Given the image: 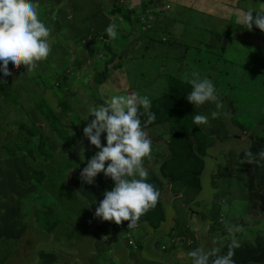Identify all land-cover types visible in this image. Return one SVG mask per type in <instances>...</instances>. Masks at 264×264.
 Listing matches in <instances>:
<instances>
[{
  "label": "rangeland",
  "instance_id": "obj_1",
  "mask_svg": "<svg viewBox=\"0 0 264 264\" xmlns=\"http://www.w3.org/2000/svg\"><path fill=\"white\" fill-rule=\"evenodd\" d=\"M32 2L39 19L50 30V54L46 60L37 62L31 72H27L25 65L15 68L11 63L8 67L12 75L5 77L0 71V84L9 86L11 101L16 106L13 119L25 125L24 131H32L39 138L46 137L53 153L60 149L57 134L67 136L71 132L73 140L84 135L87 121L94 118L89 115L90 110L99 106V92H106L108 98L116 93L104 71L109 59L92 57V63L87 62L89 55L86 54L84 40L105 34V29L115 24V39L128 37L123 40L122 48L139 38L133 51L129 48L122 52L125 67L114 74L115 82L119 86L121 80L125 85L129 83L151 98L156 120L159 118L152 129L162 132L169 143L174 141L175 132L188 134L193 143L197 139L207 142L208 161L198 180L201 188L198 192L194 191L186 180H179L177 184L199 194L195 205L197 208L201 206L203 213L206 212L207 221L214 220V217H225L229 222L237 220L240 224L238 237L236 233L230 235V228L224 231L223 225L217 235L218 240L209 238L212 244L203 236L205 251L219 249V254H224L223 247L230 237L234 241L247 236L263 237L264 206L259 203L255 208L254 204L256 198L264 193L257 185L264 181V160L257 152L250 162L251 175L255 177L256 184L251 191L245 159L249 161L250 150L247 149L250 142L264 139V72L254 79L249 78L247 65L251 60L249 46L245 42L262 47L255 37L260 31L254 28L247 30L239 22V9L256 7L262 1L135 0L134 3L140 6H136L133 17L126 14L110 15V8L119 0ZM146 9L154 11L156 15L153 12L145 13ZM154 18L156 22L152 28L149 21ZM170 27L176 28L178 32L170 31L173 35L169 32ZM145 28L154 29L153 36L156 39L149 49L144 44L146 37L142 29ZM163 36L178 43L173 46L161 45L159 40ZM228 39L231 40L226 44L225 51L218 49ZM111 45L116 44L111 42ZM105 46V43L97 40V49ZM194 61H197V66ZM170 63L173 68L168 70L165 66ZM98 71H103L100 81L95 77ZM194 72L216 82L219 94L229 101L219 109L215 103L208 105L205 115L210 123L200 127L192 123L191 115L185 114L177 122L169 118L164 110V104L173 101V96L168 97L170 79H173L174 84H179L181 80L188 82L194 78ZM66 77L70 82L68 85L65 84ZM74 82L81 87L73 85ZM42 108L51 109L55 119L47 121ZM224 108L230 112V131L226 130L222 120ZM212 112H218L219 115L213 119ZM76 126L81 129L70 128ZM196 128L198 131L194 132ZM105 136L102 134L101 137L105 139ZM19 149H10L17 152L12 156L17 158L16 167L8 168L0 164V264H176L170 256L172 246H181L187 251L178 263L185 264L189 261L190 252L201 249L199 239L187 233V229L202 233L200 226L191 224L189 220L191 209L188 208L193 205V200L182 198L181 194L171 193V201L159 196L158 202L163 208L175 215L176 225L169 229L172 235L164 237L156 234L143 221L130 232L135 242V246H131L130 238L120 229L121 224L103 221L95 216L105 191L114 186L110 177L99 173L94 180L95 186L88 190L86 185H81L82 170H70L65 180L57 173L46 174L39 163L30 161L21 177V160H29L30 153L29 148H23L22 153ZM70 149L67 145L60 153L63 165L67 159L62 156L68 155ZM73 149L77 150V147ZM242 152L244 157H241ZM2 157L3 152H0V159ZM86 158L85 153L81 157L82 162ZM258 161L261 163L258 164ZM105 163L107 166L110 162ZM148 163L143 161L149 181L152 172ZM256 165L261 167L256 169ZM68 179L75 180L72 188ZM160 182L165 184L166 180L157 178L153 185L158 186ZM172 185V182H168L165 188L169 189ZM70 189H73V193L69 192ZM165 198L169 199V196L165 195ZM221 199L222 204L215 209L213 204H219ZM36 227L42 229L40 234L36 232ZM153 238L156 243V250L151 251L154 260L137 259L134 254L145 252L148 249L147 239ZM187 241L190 242L189 246ZM165 256L168 257L167 261L162 260Z\"/></svg>",
  "mask_w": 264,
  "mask_h": 264
},
{
  "label": "clouds",
  "instance_id": "obj_2",
  "mask_svg": "<svg viewBox=\"0 0 264 264\" xmlns=\"http://www.w3.org/2000/svg\"><path fill=\"white\" fill-rule=\"evenodd\" d=\"M241 23L249 30L264 31V15L254 16L251 9L243 15ZM106 33L110 39H115L116 25H109ZM49 35L50 30L39 19L32 0H0V71L3 76L12 75L9 63L15 68L25 65L27 72H31L37 62L46 60L51 51ZM261 49L264 60V47ZM253 67L256 75L264 72V66ZM198 75L192 73L195 78L189 81L192 91L187 100L196 108L214 102L219 109L221 104L213 83L208 79L200 80ZM150 108L151 101L147 96L139 97L133 93L112 96L105 105L93 107L89 112L94 118L84 127L83 134L99 151L88 160L80 175L82 181L92 184L103 172L114 182L95 211V216L103 221H114L118 225L129 221L127 226L133 228L140 217L157 204L159 192L147 182L148 173L143 167V160L151 155L152 148L150 138L142 129L140 116L147 115L146 125L153 123L156 116ZM218 115V112L211 113L213 119ZM209 123L205 115L196 113L193 116V124L197 126ZM102 134H106V145H102ZM248 156L251 162L252 154L249 152ZM259 156L264 159V151ZM106 161L110 162L107 166ZM121 228H124L122 224ZM247 241L246 245H255L254 238ZM230 243L232 246L227 253L224 249V254H219V249L204 251L198 248L190 252L192 264H234L232 249L239 245L234 240Z\"/></svg>",
  "mask_w": 264,
  "mask_h": 264
},
{
  "label": "trees",
  "instance_id": "obj_3",
  "mask_svg": "<svg viewBox=\"0 0 264 264\" xmlns=\"http://www.w3.org/2000/svg\"><path fill=\"white\" fill-rule=\"evenodd\" d=\"M108 6V4H107ZM109 7V6H108ZM124 9L126 12L124 13ZM110 15L115 17L119 16L120 14H126L127 16H132L135 12V9H130V6L124 8L120 6L113 5L111 8ZM155 14V13H154ZM156 15V14H155ZM154 20V19H153ZM150 20V21H153ZM125 32V31H124ZM104 39H108V35L105 34L103 36ZM153 39L156 41L155 37L153 36ZM159 43L161 45H168L171 46V38L167 36H163ZM173 43V42H172ZM223 44V42H222ZM220 48L224 51L225 47L223 45L220 46ZM249 59L251 60V63L247 65V68L251 71L248 73L249 78L254 79L258 75H256V72L254 71L255 65L258 66H264V60L262 58V49H257L255 47H250L249 49ZM263 71H260L258 74H262ZM98 81H100V78H96ZM171 82V90L170 94L168 95L169 98H172L173 101H169L166 104H164V110L165 113H167L168 117L171 119L176 120L179 122V120L182 118L180 115L179 107L182 108H189L188 104L191 105L187 100V92L188 88L186 89H178L176 85L174 84L173 79H170ZM65 84H70L69 79L66 77ZM73 84V83H72ZM74 85V84H73ZM177 105H176V104ZM64 105H67L64 103ZM43 109V108H42ZM44 110V109H43ZM16 111V106L11 101V95L9 94V86L4 84H0V152H3L2 159H9L12 158L13 155H16V151H12L10 149L12 148H21L19 149V152L22 153L23 148H29L30 153V159H23L24 164L26 165L29 161L33 163H39L44 172L48 175H53L55 173L60 174L62 179H67V174L70 172V170H80L85 165V163L97 152L99 149H97L94 145H91L90 141L85 136L79 137L77 140H73L71 137V132L67 136H62L57 134V140L60 143V149L57 153H53L51 148L49 147L48 140L46 137L42 136L41 138L34 136V133L32 131H24L25 125L21 123L20 120L13 119V116ZM150 111L155 113L153 111V104H151ZM47 121L55 119V116L53 115V111L49 108L47 110H44ZM140 112H143V108H140ZM155 116L157 117L156 113ZM9 117H12L10 121L6 122ZM141 126L150 127L152 125H156L159 121V118L151 123V124H145V121L147 120V115H141ZM72 130L76 129L79 130L78 126L76 127H70ZM180 129H183L182 126H180ZM198 131V128L194 130V132ZM190 136L184 132H175L174 134V141L170 142V157L165 160L160 167V170L157 171L154 176L151 178V184L153 185V182L157 178H161L166 180L167 184L168 182H177L179 180H186V182L189 184V186H192L193 184H196L199 188L201 186L198 184L199 178L202 177V174L205 170V163L208 161V157L206 155L207 151V142L203 141L202 139H197L193 142H190ZM178 138V139H176ZM89 141L86 142L85 141ZM103 139L101 138V142L103 143ZM69 146L70 152L66 156H62L67 159V163L65 165L62 164V161L60 159V153L62 149L65 146ZM77 147V150H74L73 148ZM81 148L84 149V152L81 153ZM250 153L252 154V159L256 156V153H260L264 151V139L258 138L255 141L250 142L249 149ZM86 153L87 158L84 162H82L81 157ZM257 153V154H258ZM244 157L245 155L241 154V157ZM81 159V161H80ZM250 159V158H249ZM264 160V159H262ZM245 163L248 169V173L250 174L249 180H248V187L251 191L254 190L256 184H255V177L251 175V164L248 161V158L245 159ZM258 164L261 163V161L257 162ZM258 169L261 167L260 165H256ZM149 183V181L147 180ZM162 184L161 182L158 183ZM163 185V184H162ZM258 187L261 188V190L264 191V181H261L259 184H257ZM154 186V185H153ZM154 188L159 192V196L162 199L163 193L161 189L158 186H154ZM112 187H110L108 190H111ZM73 189H70V193H73ZM259 203H262L264 206V193L260 194L256 200L254 207L257 208ZM162 206L160 204V201H157V204L154 208L149 209L144 215H142L137 222L136 226L133 228H129L127 225L129 221H123L121 224L123 225L124 229L129 232L137 228L141 223L144 221L149 222L152 227L154 228V232L156 234H161V236L167 237L171 236L173 232H169L167 229L166 223H167V214L166 211L163 209V211H159L154 213L151 217L150 215L152 212L158 207ZM150 217V218H149ZM149 218V220H145ZM93 219H96L93 217ZM263 227H264V221H263ZM36 232L40 234L42 232V229L39 227H36ZM262 232V231H261ZM108 235V234H107ZM119 237L121 236L118 234ZM263 237L258 236L254 238L255 245H246L245 248L238 246L234 247L232 250L234 251V256L232 257L234 264H264V233L262 234ZM160 238V237H159ZM123 239V238H122ZM118 240V238H116ZM160 241H162L160 239ZM147 244L148 249L143 252L144 257L146 260H154V257L151 255L152 250H156V243L155 241H150ZM232 246V243H230L226 248V253L229 251L230 247ZM172 253L170 256H172L176 263H179L180 258L182 257L181 246H172L171 247ZM166 257V256H165ZM191 258V257H190ZM185 264H192V258Z\"/></svg>",
  "mask_w": 264,
  "mask_h": 264
},
{
  "label": "crops",
  "instance_id": "obj_4",
  "mask_svg": "<svg viewBox=\"0 0 264 264\" xmlns=\"http://www.w3.org/2000/svg\"><path fill=\"white\" fill-rule=\"evenodd\" d=\"M129 1L128 0H119V2L117 4H115V6H122V5H124L125 6L124 8L130 6V9H135L136 6L137 7L140 6V5H137L136 3H134L135 0H129ZM261 1L262 2L258 3L256 5V7H249L247 10L239 9V11L241 12L239 22L241 23V20H242L243 15L249 9H251L253 11V15L254 16L255 15H264V0H261ZM198 4H200V3H198ZM167 8L170 9V6L168 5ZM146 12H149V13H152L153 12L154 13V11H152L150 9H146L145 10V13ZM143 17L146 18L145 17V14L143 15ZM155 20H156V18H154L153 21H149L151 23V27L152 28H154V24L156 22ZM241 25L245 29H247L242 23H241ZM142 30H143V32L145 34L144 37H146V40L144 41V44H147L146 46H148V49H149L150 44L156 42L153 39L154 29L152 31H151V29H146V28L145 29H142ZM172 30H174V32H176V33L178 32V30L176 28L170 27L169 28V32L172 31ZM170 33H172V32H170ZM105 34H107L106 33V29H105ZM105 34H101V35L97 36V38L92 37L90 39H85L84 40V44L86 46V54L89 55V57L86 58L87 59V62L88 61H91V63H92V57H97V58H100V59H106V58L109 59V63L106 64V69L104 71L107 72V77L110 79V82L112 84V87H113V89L116 92L112 96H115V95H129V94H133L134 93V94H136L139 97L147 96L150 99V101H151V98L148 95L142 94L140 90H138L135 87L131 86V84L128 83V85H125L124 81L121 80V83H120L121 86H119L115 82V79H114V76H115L114 74L117 73L118 70H121V69H123L125 67L124 64L122 63V61H123L122 52L123 51H126V50H129V48L133 51L134 48H135L136 41L139 38H137L134 42L133 41L128 42L129 43V46H127L126 48H122L123 40L128 39L127 36H120L119 39L112 40L110 38L104 39L103 36ZM255 37L258 39L259 44L263 48L264 47V31L263 32H259V34L256 35ZM97 40L102 41L103 43L106 44V46L104 48H102V49H97V47H96ZM229 40H231V39H228L227 41H224L222 45L225 47ZM111 42H114L116 45L115 46H112L111 45ZM176 43H178L176 40H174L173 43H172V40H171L170 45L173 46ZM245 43L249 46V49H250V47H255L257 49H260V47H258L256 45H251L249 42H245ZM218 49H221V48L219 47ZM196 62L197 61H194V64L195 65L197 64ZM198 64H201V63H198ZM165 67H166V69L170 70V69L173 68V65L170 63V64H167ZM81 68L82 67H80L78 69L80 70ZM102 72L103 71H101V72L98 71L96 73V76L95 77L96 78L101 77L102 76ZM194 78H192V79H194ZM198 78L200 80L208 79V80H210L213 83V85L215 87V90H216V92L218 94V99H219V102H220L221 106H224L225 104L229 103V101L227 99H225L221 94H219V91H218L219 86L217 85L216 82H214L209 77H200V76H198ZM90 81H89V83H90ZM189 81L187 82L186 80H181L179 84H175V85H176V87L178 89H186V88H188L189 90L186 93L188 95V93H190L192 91V85L189 83ZM73 84L75 86L78 85L75 82ZM78 86H80V85H78ZM111 97L108 98V95H107L106 92H99V95H98V98H99L98 101H99V103H97V104L99 106L105 105L107 102L110 101ZM151 104H152V101H151ZM210 104H214V102H206L200 108H196L193 104H191V105L188 104L189 108H182L179 105H178V107H179V111H180L181 117L184 118L185 114L191 115L192 116L191 121L193 123V116L196 113L201 114V115H205L206 107L208 105H210ZM99 106H96V107H99ZM221 116H222V120H223V123L225 125L226 130L227 131H230V125H229L228 122H232V121L229 118V116H230L229 110H227L226 108H224L222 110V112H221ZM224 116H227V119L226 120L224 119ZM87 122L90 123L89 120ZM153 126L154 125H152L150 127L142 126L143 131L146 133L147 137H149L150 140H151V148H152L151 155L149 157H145L144 160H143V161H149L148 168H149L150 172H152V176L151 177H153L154 174L157 171L160 170V167L162 166L163 162L170 157L168 155V152H170V154H171V151H170V143L166 140L165 136H163L162 132H157L156 130H153L152 129ZM195 126L196 127H200V126H197V125H195ZM102 139L104 140L103 143H102V145H106V139H104V138H102ZM86 142H89V141L87 140V141H85V143ZM153 154H154V158H152ZM151 158H152V160H150ZM0 164H1V166H6L8 168L16 167V165H17V158H9V159H2L1 158L0 159ZM25 166L26 165L24 164V160L22 159L21 160V170H20V176L21 177H23L22 171L25 168ZM83 167H82V169H83ZM82 169H80V170H82ZM75 171H77V170H73L71 172H75ZM101 174H104V173L101 172ZM74 181L75 180H69L68 179V182H69L71 188H72V185H73ZM149 183L151 184V180H149ZM172 183H173V185L169 189L168 188L167 189L165 188L166 187V184H163V185L162 184H159L158 185V187L163 192L162 199L165 200V201H171L172 194H181V195H183L182 198H185V199H188V200H193V202H194L193 205H191L188 208V209H191L190 210V215H189V220L191 219V224L199 225L200 228H201L202 233H204V234H202V233H195V232L189 231L188 229H187V233L190 235V237H197L199 239L201 249H203L205 251L204 237L203 236H206L208 238V240H209L210 237L218 240L217 235L221 232V225H223L225 227V230L224 231H226V230H228V228H230L229 229L230 235H232L233 233H236V237L239 236V233L237 232V229H238V227H239L240 224H239V222L237 220H232V221L229 222V221L225 220V217H221L219 219H216L214 217V220L207 221V219H206V212L203 213L202 212V209H201V206H198V208H197V206L195 205L196 202H197V200L200 197L199 194L194 193V191H197L198 192V189H199V187L196 184H193L191 186V187L194 188V191H189L188 189L183 188L182 186L178 185L177 182H172ZM174 184H176V186ZM81 185L82 186H85L86 185V187H87L88 190H91V187L95 186L94 183L88 184V183H85L84 181L81 183ZM165 195H168L169 196V199H166L165 198ZM221 204H222V199L219 202V204H213V205H214V208L217 209V205L220 206ZM163 207H164L163 205L161 207L158 206L152 212V214L150 215V217L154 213H156V212L163 211V209H164ZM165 211H166L167 218H168L167 219L166 226H167V229L169 230L170 228L173 227L174 224L176 225L175 215L171 211H168V210H165ZM149 218H147L145 220H149ZM196 218H197V220H196ZM145 223H148L149 226H150V228H151V230H152V232H154V228L152 227V225L149 222H145ZM189 224H190V222H189ZM120 229L124 233H126V235L130 238V241H133V239H131V237H130V233H128L124 228L123 229L120 228ZM129 232H131V231H129ZM153 240H154V238L153 239H147V243L150 242V241H153ZM239 240H243V239H239ZM239 240H237V241H239ZM230 241H233V239H231V237L229 238L228 241H226V244L224 245L223 250L228 246V244H229ZM189 243L190 242L187 241V246H189ZM210 243H211V241H210ZM131 246H135V242L134 241H133V244ZM180 252L182 254H186L187 253V251L185 249H183V247H181V251ZM134 256L137 259H140V258H144L145 259L143 253H141V254L135 253ZM167 258L168 257H165L162 260L167 261ZM132 260L135 262L134 259H132ZM189 260H191V258H189Z\"/></svg>",
  "mask_w": 264,
  "mask_h": 264
},
{
  "label": "flooded vegetation",
  "instance_id": "obj_5",
  "mask_svg": "<svg viewBox=\"0 0 264 264\" xmlns=\"http://www.w3.org/2000/svg\"><path fill=\"white\" fill-rule=\"evenodd\" d=\"M63 181H64V180H63ZM249 238H250V237L247 236L245 239L237 241L238 245H239V244H244V245H246V241H247ZM244 245H243V246H244ZM239 246H241V245H239Z\"/></svg>",
  "mask_w": 264,
  "mask_h": 264
},
{
  "label": "built area",
  "instance_id": "obj_6",
  "mask_svg": "<svg viewBox=\"0 0 264 264\" xmlns=\"http://www.w3.org/2000/svg\"><path fill=\"white\" fill-rule=\"evenodd\" d=\"M146 13H149V12H146ZM131 242V245L133 244V241H130Z\"/></svg>",
  "mask_w": 264,
  "mask_h": 264
}]
</instances>
